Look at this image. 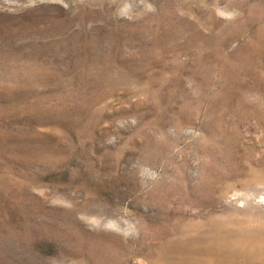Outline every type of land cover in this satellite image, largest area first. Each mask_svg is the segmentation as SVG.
Here are the masks:
<instances>
[{"label":"rangeland","instance_id":"1","mask_svg":"<svg viewBox=\"0 0 264 264\" xmlns=\"http://www.w3.org/2000/svg\"><path fill=\"white\" fill-rule=\"evenodd\" d=\"M0 264H264V0H0Z\"/></svg>","mask_w":264,"mask_h":264}]
</instances>
